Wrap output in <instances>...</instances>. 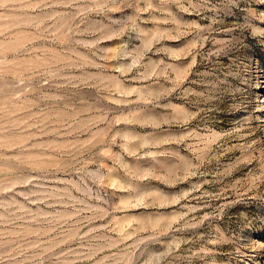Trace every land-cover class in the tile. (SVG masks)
<instances>
[{"label": "clouds", "instance_id": "clouds-1", "mask_svg": "<svg viewBox=\"0 0 264 264\" xmlns=\"http://www.w3.org/2000/svg\"><path fill=\"white\" fill-rule=\"evenodd\" d=\"M121 2L0 0V264H215L206 259L211 249L191 246L204 239L199 230L206 222L223 219L226 208L195 215L219 199L205 185L253 161L261 176L251 186L264 179V145L249 139L250 120L236 121L227 131L209 126L238 91L227 84V74H217L234 39H219L214 25L221 14L237 9L243 23L234 27L264 39V28L256 26L264 13L251 10L264 0H135L136 18L108 24L93 19L107 17ZM173 4L209 24L162 30L159 25L176 23ZM25 6L40 10L42 18L33 22ZM157 12L169 19H157ZM140 13H148L157 27H142ZM32 28L34 33L26 31ZM126 34H134L140 46H101ZM182 37L191 42L179 52L161 43ZM35 41L51 46L35 47ZM188 57L192 62L184 68L178 62ZM199 64L208 65V72L197 73ZM156 109L167 114L158 116ZM227 110L239 112L243 105L233 102ZM232 142L246 159L212 171L233 150ZM160 157L176 162L163 167ZM143 159L162 174L137 167ZM152 179L190 187L170 199L148 194L115 203L122 199L118 193L134 194L140 182ZM171 205L186 211L161 214ZM137 207L154 211L129 217L128 210ZM222 242V236L207 241Z\"/></svg>", "mask_w": 264, "mask_h": 264}, {"label": "rangeland", "instance_id": "rangeland-1", "mask_svg": "<svg viewBox=\"0 0 264 264\" xmlns=\"http://www.w3.org/2000/svg\"><path fill=\"white\" fill-rule=\"evenodd\" d=\"M37 2L38 0H25V5ZM213 2L215 3L216 0H213ZM134 4L135 0H122L117 5V10L108 13L107 17L93 15V19L101 24H108L111 21L126 22L129 18H136L137 16L138 8ZM184 6L187 7L186 4ZM244 6L241 5L242 8ZM139 7H143V4L141 3ZM169 8L172 13V18H174L176 23L159 25L162 30H171L173 28L182 30L178 26L188 24H199L202 26L209 24L207 19L184 12L176 4L170 5ZM59 10L57 9V11ZM251 10L253 12L264 13V3H254ZM22 11L27 13L33 19V22H38L43 16L40 10L33 12L26 6ZM233 13L231 15L221 14L220 22L214 25L216 29L220 30L219 39H234V45L229 55L221 58V69L218 70L217 74L221 75L222 78L224 74H227V84L233 90L238 91L235 95V101L229 97L221 105L225 111L221 112L218 120L212 122L209 126L217 132L227 131L233 126L234 122L247 118L250 120V128L253 133L249 139L257 141L260 145H264V39H260L259 37L253 38L249 31H241L235 28V25L243 23L244 13L237 9H233ZM154 15L160 20L169 19L167 13L157 12ZM139 17L138 22L145 29L151 30L157 27V25L151 22L148 13H140ZM145 21L147 23H144ZM256 26L258 28H264V22H258ZM230 29L232 30L231 32H229ZM26 31L34 33L36 29L32 28ZM190 42V38L182 37L180 39L163 40L161 43L163 46L179 52L187 48ZM122 43H127L128 48L132 50L139 47L141 42L135 38L134 34L132 36L126 34L123 37H114L111 40L105 41L101 46L115 49ZM34 46L47 48L51 45L46 41H35ZM56 50L58 51L59 47ZM8 58L12 59L13 57L9 54ZM152 59H164L168 62L167 57L159 54H152ZM191 62L192 58L188 57L178 63L182 67L187 68ZM208 69V65L199 64L195 71L200 74H205L208 72ZM200 78L201 76L194 77V79ZM21 87L23 88V86ZM15 95L22 103L23 98L20 97V91H16ZM0 99H3V97H0ZM28 99L31 100L32 96L28 95ZM233 102L242 104L243 110L239 112L228 111L227 109ZM156 114L158 116H164L167 113L164 109H156ZM19 115L22 116L23 113L21 112ZM173 131L176 130L173 129ZM234 143L232 142L229 145V147H233V150L221 158L220 167L217 168L213 164L212 171L224 172L229 166L237 165L238 161L246 159V156L242 155L241 150L234 148ZM182 154L188 155L183 150ZM249 155H259V153H250ZM159 159L163 167H171L176 162L165 157H160ZM136 166L144 169H154L157 175L162 174L161 168L156 167L148 159L141 160ZM260 167L257 161H253L251 164L239 163L232 170L231 175L211 186L205 185L206 190L219 194V199L210 201L211 208H202L195 215L203 216L205 213L219 208L221 205L226 206L223 219L213 220L211 225L206 222L205 226L199 230L203 234L204 239L197 240L191 245L196 249L200 247L211 249L212 254L206 258L209 262L214 260L215 264H264V179L256 180L255 183L257 186L255 188L251 186L253 177L261 176ZM207 178L211 180L212 176L210 175ZM189 187L188 184L170 187L158 179H152L140 182L134 194L130 195L123 191L118 193L122 199L116 200L115 203L127 202L133 199V196H144L148 194H152L160 200L170 199L179 195L181 191L187 190ZM244 193H247V195H243ZM254 195L259 198L254 199ZM234 201L239 202L233 203ZM182 203L188 202L185 201ZM191 203L195 204L196 201H191ZM153 211V209H144L142 207L130 208L127 215L135 218L151 215ZM181 211H186V209H181L177 205L160 209L161 214L169 217L173 213H179ZM221 236L225 242L217 245L207 243L209 239H219Z\"/></svg>", "mask_w": 264, "mask_h": 264}]
</instances>
